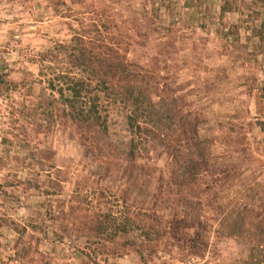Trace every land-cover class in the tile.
Returning <instances> with one entry per match:
<instances>
[{
	"label": "rangeland",
	"instance_id": "obj_1",
	"mask_svg": "<svg viewBox=\"0 0 264 264\" xmlns=\"http://www.w3.org/2000/svg\"><path fill=\"white\" fill-rule=\"evenodd\" d=\"M227 2L0 0V264H264V0ZM99 21L147 71L134 159L118 106L49 117V49Z\"/></svg>",
	"mask_w": 264,
	"mask_h": 264
},
{
	"label": "trees",
	"instance_id": "obj_2",
	"mask_svg": "<svg viewBox=\"0 0 264 264\" xmlns=\"http://www.w3.org/2000/svg\"><path fill=\"white\" fill-rule=\"evenodd\" d=\"M188 5L190 6V3ZM228 7L229 2L222 0L219 15L227 12ZM263 22L264 14L260 23ZM97 24L90 25L94 28L91 31L80 26L78 32H74L67 42L54 43L49 49V55L61 54L64 64L48 76L43 74L44 82L52 92L49 117L66 118L81 128L104 133L109 107L118 106L126 111L125 119L129 127L125 155L134 159V152L139 149L137 145L145 140L143 137L150 127H142L134 116L135 111L129 109V106H135L132 97L134 87L147 76V71L128 61L124 52L120 51L121 45L115 42L111 33H107L109 28L100 21ZM44 58L45 55H40L39 62L46 60ZM153 76L155 77L154 74ZM96 225H100V222ZM126 226V223H115L114 229L126 231Z\"/></svg>",
	"mask_w": 264,
	"mask_h": 264
}]
</instances>
